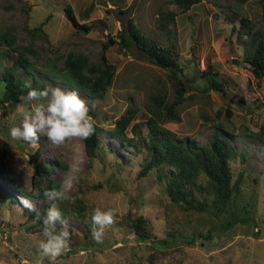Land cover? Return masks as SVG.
Returning a JSON list of instances; mask_svg holds the SVG:
<instances>
[{"label":"rangeland","instance_id":"374dc122","mask_svg":"<svg viewBox=\"0 0 264 264\" xmlns=\"http://www.w3.org/2000/svg\"><path fill=\"white\" fill-rule=\"evenodd\" d=\"M66 5L73 8L78 23L91 22L93 28L87 32L75 28L64 13ZM168 9L179 13L171 40L191 87L185 100L176 107L179 119L167 121L164 126L178 136L188 135L202 144L218 130L237 151L245 153L244 162L232 160L234 175L244 170L257 178V183L251 179L243 181L238 198L239 202H251L252 219L238 222L226 231L214 230L222 218L180 210L166 196L153 172L139 177L141 156L108 133L125 112L129 97L139 107L136 119L146 118L142 107L145 95L158 87L171 90L166 70L148 62L133 46L126 49L116 42L105 50L109 62L116 66V73L101 98H92L60 74L52 77L41 71L43 67L55 71L62 68L64 56L70 51H81L91 61L99 60L108 35L119 41L117 33L127 19L141 33L168 43L166 34L157 30L155 22L158 10ZM233 10L264 29L259 0H201L187 12H181L170 0H0V27L14 26L20 45L31 42L37 51V57L31 59L35 61L40 82L47 87L80 93L94 124L103 128L99 139L111 154L110 158L90 162L82 139L53 145L41 137L38 142L40 158L55 167L51 177L60 182L61 196L54 202L64 214L70 232V247L57 264H264V142L246 136L247 132L258 131L264 122V91L258 86L259 77L251 66L242 61L244 39L235 28L238 16ZM45 19L46 37H33L27 29ZM207 66L232 81L227 93L199 91L203 81L197 77L196 69ZM234 91H240L243 102L238 97L231 100ZM25 106L24 101L18 103L8 116L0 119V166L3 174L13 176L19 187H5L0 182V264H49L39 247L41 232L31 225L32 209L22 202L23 198L38 209L47 201L30 194L33 189L30 155L38 147L13 140L9 135L10 128L21 123ZM227 108L232 113L229 116ZM219 109L222 112L215 121ZM61 165H66V170ZM96 207L115 210L114 223L105 228L100 241L91 232V215ZM127 214L143 215L149 220L150 240L137 239L125 219ZM209 230H212L209 237L198 236ZM169 231L176 232L178 238L164 243L173 239L167 234ZM193 233L196 234L193 242L183 239Z\"/></svg>","mask_w":264,"mask_h":264},{"label":"trees","instance_id":"16d2710c","mask_svg":"<svg viewBox=\"0 0 264 264\" xmlns=\"http://www.w3.org/2000/svg\"><path fill=\"white\" fill-rule=\"evenodd\" d=\"M181 12H187L194 4L201 0H170ZM261 9L264 12V0H259ZM229 8L230 5H223ZM92 6L86 10V15L91 11ZM64 13L72 25L77 29L87 32L93 28V24L77 22L73 8L70 5L63 7ZM129 10L125 13H128ZM238 16L236 30L243 36V59L249 64L253 72L259 77L258 86L264 91V29L257 28L253 21L245 16H240L238 11H232ZM178 11L173 9L158 10L155 22L159 32L165 33L167 42H160L156 37L141 33L127 19L125 26L117 33L119 41L108 35V42L105 43L97 61H91L89 56L81 51H70L64 56L62 68L55 71L51 67H43L42 73L52 77L59 74L69 84L89 94L92 98H101L112 85L116 66L109 62L105 50L116 42L123 48L130 49L132 46L148 62L166 70L171 90L158 87L148 92L143 100L142 107L147 114L146 118L137 120L139 107L129 97L125 112L118 118L114 126L108 130L120 143L130 146L141 156V167L137 175L147 177L151 172L155 179L163 186L164 192L169 200L180 210L186 213H205L206 215L222 218L214 230L226 231L238 222H247L252 219L250 216L251 202L249 200L239 202L241 184L246 179L257 183V178L240 170L234 175L232 160L237 158L240 162L246 160L245 153L237 151L230 143L228 137L221 135L215 130L204 144L198 143L188 135L178 136L177 133L166 128L164 124L170 120H178L176 107L185 100L186 94L190 91V80L184 77V69L178 62V53L175 43L171 40L172 30H176V17ZM42 21L33 28L27 29L33 37H46ZM18 31L14 26L0 27V119L8 116L15 106L23 102L28 85L44 88L46 83L40 82L35 70V61L31 57H37V51L32 47L31 42L27 45H20L17 42ZM61 70V72H59ZM196 75L203 81L200 92L209 90L225 94L229 90V81L217 70L196 69ZM240 91H234L232 98L238 97L243 102ZM203 94V93H202ZM222 109L215 113L219 120ZM227 115H231L229 108L225 109ZM203 113L202 116L207 119ZM95 116L94 114H92ZM95 131L87 140H82L84 150L90 162L101 157H109L110 152L99 139L103 128L94 124ZM129 128V131L127 128ZM130 132V134H129ZM247 137L253 141L264 142V122L258 131L247 132ZM41 144V143H39ZM39 148L31 153L30 162L33 164L31 176L33 189L31 195H36L44 200L45 189H56L60 192L61 184L53 179L51 174L55 167L40 158ZM263 149V148H262ZM66 170V165H61ZM13 177V176H12ZM3 174V167L0 166V182L5 186L19 188L15 179ZM21 188V187H20ZM53 201L47 200L44 205L29 213L31 225L38 228L34 223L37 212H43ZM125 219L129 227L134 231L138 240L148 241L151 239L149 220L143 215L132 216L127 214ZM212 230L207 234L199 233L198 236L209 237ZM173 237L171 241L164 240V243H171L178 238L174 231L167 233ZM196 234L183 237L193 242ZM184 241L187 243V241Z\"/></svg>","mask_w":264,"mask_h":264},{"label":"clouds","instance_id":"9594fccd","mask_svg":"<svg viewBox=\"0 0 264 264\" xmlns=\"http://www.w3.org/2000/svg\"><path fill=\"white\" fill-rule=\"evenodd\" d=\"M22 98L26 105L21 112V123L9 130L13 140L28 142L38 147L41 137H46L53 145H61L67 140L79 138L87 140L95 131L89 107L77 90L60 87H32ZM44 198L53 201L42 213L37 212L34 223L38 226L43 239L39 243L43 256L49 264H57L66 249L70 247V232L64 214L54 202L61 193L56 189H45ZM29 209L35 205L22 198ZM115 210L96 207L92 211L91 232L100 241L106 227L114 223ZM63 226V227H58Z\"/></svg>","mask_w":264,"mask_h":264}]
</instances>
